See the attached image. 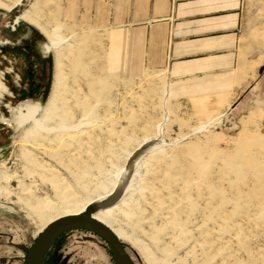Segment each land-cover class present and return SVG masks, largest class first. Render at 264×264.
<instances>
[{
    "label": "rangeland",
    "instance_id": "obj_1",
    "mask_svg": "<svg viewBox=\"0 0 264 264\" xmlns=\"http://www.w3.org/2000/svg\"><path fill=\"white\" fill-rule=\"evenodd\" d=\"M115 22L133 25L120 22L111 0H0V264H25L48 219L68 215L65 200L81 208L116 189L133 154L141 160L111 211L132 264H148L143 250L155 264H264V64L222 112L213 115L223 102L214 97L196 100L193 113L191 101L165 100L163 76L136 50L135 35L113 29ZM54 29L65 39L66 123L80 131L86 125L89 134L59 166L30 145L31 123L17 124L19 107L42 108L49 98L55 54L44 46ZM25 40H36L35 54L49 60L50 83L45 96L15 101L9 87L23 89V63L12 50ZM154 142L163 145L145 154ZM25 151L36 164L26 163ZM46 202L41 221L35 209ZM39 264L116 262L100 237L74 230L61 234Z\"/></svg>",
    "mask_w": 264,
    "mask_h": 264
},
{
    "label": "crops",
    "instance_id": "obj_2",
    "mask_svg": "<svg viewBox=\"0 0 264 264\" xmlns=\"http://www.w3.org/2000/svg\"><path fill=\"white\" fill-rule=\"evenodd\" d=\"M111 2L119 4L120 22L133 23L126 30L115 22L113 29L135 35L136 50L165 80L161 95L171 103L191 101L193 113L196 100L214 97L223 102L213 115L222 112L264 64V26H257L264 0Z\"/></svg>",
    "mask_w": 264,
    "mask_h": 264
},
{
    "label": "bare ground",
    "instance_id": "obj_3",
    "mask_svg": "<svg viewBox=\"0 0 264 264\" xmlns=\"http://www.w3.org/2000/svg\"><path fill=\"white\" fill-rule=\"evenodd\" d=\"M22 18L25 20H28L27 16H22ZM28 21H30V20H28ZM16 22H18V19L16 20ZM30 23H32V21H30ZM45 36L48 39L49 44H50V46L49 45L44 46L45 53H48L51 50L55 54L54 75H53V82H52V86H51L50 95H49V98L47 100L46 105L42 108L38 104H25L22 107H19L17 110V113H18L17 124L21 125L22 123L30 122L32 127L25 134L26 137L30 136L34 140V141L32 140L33 142L30 145L32 147H34L35 149L39 150V152L44 154L50 161L55 162V164L56 165L58 164V166H59L60 158L63 154H67L70 156L73 154V153L72 154L68 153L70 151V147L76 142L77 138H79L81 135H84V132H86V131L83 130V127L86 125H84L83 127L81 126L83 131L82 130L80 131L78 128L79 126L78 127H72V126H68L67 125L68 123H66L67 118L69 116L68 111H66V110H69V109L65 108L66 107L65 104L68 102L64 101L66 88H65V76L63 75L62 66H61L62 65V63H61L62 51L60 48L62 43H64L65 39L61 38V36L58 33V29H54L51 33H45ZM67 55H69V57H71V54L68 53ZM120 55H121V52L117 48V51L113 54V57H116V59L119 57V60H120ZM64 56H66V55H64ZM82 57H83V55L80 56L79 59H81ZM79 59H78V56L76 57V59L74 58L73 63H74L75 68L79 67V65H80ZM0 90L4 91V88L2 87L1 84H0ZM39 113L41 114V117L37 119L36 116ZM54 121L56 122V125L54 124L55 126H52L51 124L54 123ZM88 135L89 134L87 133L84 136H88ZM44 142L48 143V147L44 146ZM148 144H150V143H148ZM162 145H163V143H158V142H154L150 145H147L148 147L146 149H144V153L145 154L152 153V152L160 149V147ZM25 153L27 154L25 156L26 163L29 165L36 164V160L34 157L35 155L32 156L31 151L30 152L25 151ZM135 159L136 158H135L134 154L128 159V161H127L128 163L126 164V166H125V168H124V170H123V172L119 178L118 185L116 184L117 185V187H115L116 189H114L108 195L107 194L102 195L101 197L98 196L99 198L96 200H93V199L89 200V202H87L85 204V206L81 207V208H78V205L75 204L73 202V200H69V199L65 200L66 207H67V210L65 211V215L68 214V215H66V217H68V218H83V216H85V214L89 213V216L91 217L92 220L98 221L101 224L105 225L118 238V240L122 244V242L125 240V236L120 230L115 229L112 226L111 211H112L116 201L118 199H121L123 197L124 193L129 189V186H130L129 181L131 179L133 171L135 170V167L137 166L138 162L141 160V157L140 158L138 157L136 162H135ZM129 164H131V166H130L131 167L130 168L131 176L129 178L127 185L125 186V188L123 189V191L121 192V194L119 195L117 200H115L112 204H110L104 208H101V209H98L95 211H91L90 208L93 205L99 204V203L104 204L108 199H110L115 194V192L119 188L121 181L124 178V175L127 172V166ZM38 167H36V168H38ZM28 170L30 171L29 168H28ZM46 170H48V169H46ZM47 172H49V171H47ZM25 173H28V172H25ZM51 184H52L54 190L59 189L57 181L54 178H52ZM120 201H122V200H120ZM48 207H49V205L46 202V204H44V203L41 205L39 204L37 209H35L37 212H39V216L41 217V221H43V218H44V216L41 215V212H42V210H44L45 208H48ZM66 217L65 218H60V217L59 218H53V220L48 219V221L46 222V225H45V229L47 227H49L50 225L58 222V221H61L63 219H68ZM81 231H83V230H81ZM67 232H69V231H67ZM90 233H93V232H90ZM127 240H128V238H127ZM122 246H123V244H122ZM49 248L50 247L47 248L45 246L43 248V251L44 250L47 251ZM142 254L144 255L148 264H155L156 263V262L155 263L153 262L152 257L150 255H148L146 250H143Z\"/></svg>",
    "mask_w": 264,
    "mask_h": 264
},
{
    "label": "water",
    "instance_id": "obj_4",
    "mask_svg": "<svg viewBox=\"0 0 264 264\" xmlns=\"http://www.w3.org/2000/svg\"><path fill=\"white\" fill-rule=\"evenodd\" d=\"M130 166L131 164L127 166V172L124 175V178L121 181L119 188L117 189L115 194L104 204L99 203L93 205L90 208L91 211L104 208L117 200L131 176ZM73 230L93 232L107 244L116 264H132L129 256L127 255L118 238L105 225L101 224L98 221L92 220L89 216V213L85 214L83 218L63 219L47 227L35 240L25 264H39L44 254L47 252L46 250L43 251V248L45 246L47 248L51 247L61 234Z\"/></svg>",
    "mask_w": 264,
    "mask_h": 264
},
{
    "label": "trees",
    "instance_id": "obj_5",
    "mask_svg": "<svg viewBox=\"0 0 264 264\" xmlns=\"http://www.w3.org/2000/svg\"><path fill=\"white\" fill-rule=\"evenodd\" d=\"M32 31V35H33ZM37 37V36H33ZM40 41V39H39ZM36 40H25L18 48H13L12 54L22 61L23 70L19 72L23 89L17 90L15 86L11 85L9 89L13 93L12 100L20 98H33L35 94L46 95L50 83V74L48 72L49 60L42 55H36L34 52V45ZM26 79V83L24 82ZM21 94V96H20ZM14 101V103H15ZM60 237V236H59ZM56 239V241L59 239ZM54 242V244L56 243Z\"/></svg>",
    "mask_w": 264,
    "mask_h": 264
}]
</instances>
